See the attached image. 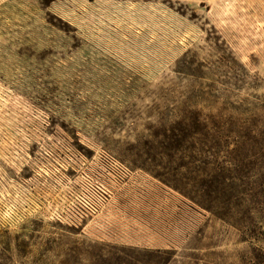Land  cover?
Listing matches in <instances>:
<instances>
[{
    "label": "rangeland",
    "instance_id": "1",
    "mask_svg": "<svg viewBox=\"0 0 264 264\" xmlns=\"http://www.w3.org/2000/svg\"><path fill=\"white\" fill-rule=\"evenodd\" d=\"M0 264H264V0H0Z\"/></svg>",
    "mask_w": 264,
    "mask_h": 264
},
{
    "label": "built area",
    "instance_id": "2",
    "mask_svg": "<svg viewBox=\"0 0 264 264\" xmlns=\"http://www.w3.org/2000/svg\"><path fill=\"white\" fill-rule=\"evenodd\" d=\"M102 202L103 198L101 196H97L94 199L84 201L79 211L77 212L76 219L82 220L88 216L95 215L98 212Z\"/></svg>",
    "mask_w": 264,
    "mask_h": 264
}]
</instances>
